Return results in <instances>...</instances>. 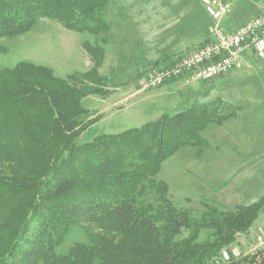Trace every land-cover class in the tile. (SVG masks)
<instances>
[{"label":"trees","instance_id":"obj_1","mask_svg":"<svg viewBox=\"0 0 264 264\" xmlns=\"http://www.w3.org/2000/svg\"><path fill=\"white\" fill-rule=\"evenodd\" d=\"M109 2L0 0V38L28 32L42 18L78 32H108ZM182 52L164 57L170 61L159 68ZM105 80L96 68L66 77L24 61L0 69V264H264V248L232 251L264 199L229 210L205 203L195 218L173 203L158 178L165 160L182 147L202 145L201 132L236 107L220 99L194 104L79 143L93 123L83 99L107 94ZM78 227L88 243L58 252Z\"/></svg>","mask_w":264,"mask_h":264},{"label":"rangeland","instance_id":"obj_2","mask_svg":"<svg viewBox=\"0 0 264 264\" xmlns=\"http://www.w3.org/2000/svg\"><path fill=\"white\" fill-rule=\"evenodd\" d=\"M248 5L241 2L238 19L255 11ZM105 17L110 30L97 35L42 18L28 32L2 37L0 69L24 61L66 77L96 68L110 91L83 99L90 111L87 119L93 123L79 143L140 127L194 104L226 101L236 108L225 107L224 113H234L201 132L202 145L182 147L165 160L158 178L168 184L173 203L190 209L195 218L201 216L205 203L229 210L264 199V60L247 50L238 69L213 80L190 84L175 80L167 83L170 86L139 91L150 72L170 61H161L164 57L189 52L210 39L214 22L201 0H110ZM88 44L103 48L104 53L96 56L88 51ZM157 61L161 63L154 67ZM260 229L264 233V206L232 251L254 254L264 248L257 242ZM77 242L88 243L87 231L81 227L74 228L57 251L67 253Z\"/></svg>","mask_w":264,"mask_h":264},{"label":"built area","instance_id":"obj_3","mask_svg":"<svg viewBox=\"0 0 264 264\" xmlns=\"http://www.w3.org/2000/svg\"><path fill=\"white\" fill-rule=\"evenodd\" d=\"M214 24L210 28L208 42L195 46L189 52H182L164 68L150 72L140 83L139 91H146L165 85L173 80L186 84L210 81L243 63V55L251 50L264 60V7L254 17L238 25L229 22L231 3L228 0H201ZM257 242L264 244L262 229ZM234 254L238 255L233 251ZM224 257L229 258L227 251Z\"/></svg>","mask_w":264,"mask_h":264},{"label":"crops","instance_id":"obj_4","mask_svg":"<svg viewBox=\"0 0 264 264\" xmlns=\"http://www.w3.org/2000/svg\"><path fill=\"white\" fill-rule=\"evenodd\" d=\"M228 1H230V3H231V13H230V15L228 17V20L233 25H238V24L243 23L246 20L254 17L264 7V0H247V1L246 0H228ZM242 1H245L246 3H248L249 4L248 6H254L255 7V11L252 12L251 15H249V17H247V18L244 17V19H238L236 17V14L237 13H241L240 10H239V7L241 6V2ZM176 81H178V80H176ZM171 82H175V81H171ZM170 85H173V84H167V85L165 84L164 86H170Z\"/></svg>","mask_w":264,"mask_h":264}]
</instances>
